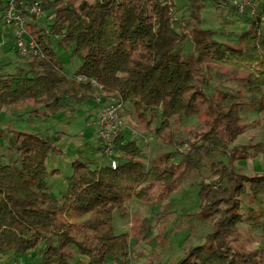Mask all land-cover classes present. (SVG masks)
Returning a JSON list of instances; mask_svg holds the SVG:
<instances>
[{"label":"trees","instance_id":"trees-1","mask_svg":"<svg viewBox=\"0 0 264 264\" xmlns=\"http://www.w3.org/2000/svg\"><path fill=\"white\" fill-rule=\"evenodd\" d=\"M212 1L230 3L238 11L231 0ZM41 4L50 20L32 33L44 54L22 55L14 47L29 58V68L18 64L16 71L0 74L1 103L31 106L30 111L48 119L66 108L76 111L75 104L98 94L120 96L133 103L139 118L157 136L187 148L180 150L177 161L171 159L178 153L173 151L146 164L141 144L123 130L115 141L120 150L117 166L78 149L72 172L66 176L67 190L59 196L49 188L47 159L65 153L56 142L60 135L9 128L7 145L15 147L18 159H0V255L7 256L3 264L24 255L38 257L37 264L128 261L130 232L117 231L114 210L133 196L146 197L147 187L155 182L164 184V196L190 172L202 169L209 158L217 177L200 182L199 211L205 218L215 217L213 229L203 243L173 264H264L257 248L237 247L231 238L242 221L260 225L264 232V171L248 174L213 156L217 149L225 153L229 142L245 130L243 108L264 110V34L260 29L264 3L257 13H249V7L243 13L250 14L249 27L236 44L196 28L195 50L186 52L180 44L188 33L175 26L172 0H42ZM5 7L6 0H0V12ZM53 33L70 59L81 57L74 74L94 77L102 86L69 73ZM218 62L249 67L243 80L251 100H239L228 92L216 98L203 87L204 65ZM203 114L209 127L198 132L195 140L175 135L174 123ZM5 135L1 127L0 136ZM262 151L264 141L236 143L230 161ZM58 171H64L61 165L53 168V174ZM144 223L140 233L148 227ZM71 248L86 261L74 259Z\"/></svg>","mask_w":264,"mask_h":264},{"label":"rangeland","instance_id":"rangeland-1","mask_svg":"<svg viewBox=\"0 0 264 264\" xmlns=\"http://www.w3.org/2000/svg\"><path fill=\"white\" fill-rule=\"evenodd\" d=\"M202 1L204 3L194 0H172V11L176 18L175 26L179 31L188 33V37L180 44L182 50L185 52L195 50L192 39L196 28L213 32V36L217 39L236 44L240 33L249 27L248 16L250 14H240L230 3L222 4L220 2L217 4L212 0ZM253 2L256 6L254 13L262 10L264 0H253ZM196 3L202 6L198 8ZM1 14L3 15L2 12H0ZM49 20L50 18L46 17L44 13L35 15L28 20V28L32 31L34 28L44 27ZM260 29L264 34V15H262ZM9 31L12 32L11 24L4 17H0V74L16 71L18 64H21L25 69L29 68V58L21 56L14 46L6 41L10 35ZM53 43L56 47L58 46V52L66 62V69L72 74L81 62V57L76 56L70 59L69 52L58 45L57 36L54 35ZM248 68V66L221 62L211 63L208 67L204 65L203 87L216 98H221L223 92H228L235 94L239 100H251L252 94L243 80ZM98 95L75 104L76 111L66 108L60 111V115L48 119L39 117L30 111L31 106L22 107L0 102V128L2 127L6 133L5 136H0V159L4 161L18 159L15 147L7 145L11 141L9 128L34 131L42 135L48 133L60 135L56 142L64 148L65 153L58 156L54 154L47 159L51 172L48 177L49 188L55 195L60 196L67 190L66 176L72 172V159L78 153V149L94 160L108 161V157L99 151L100 147L96 146L95 148L94 146L95 152H91L93 146L90 147L93 144L94 131L88 118L98 108L96 99ZM89 111H91L90 116L87 114ZM241 112L242 121L246 124L245 130L235 140L229 142L225 153H221L217 149L213 156L215 159H224L234 165L238 171L248 174L264 171V151L234 160V162L230 161V151L236 143L264 141V110L258 111L254 107L248 106ZM123 119L125 134L128 137L136 138L141 144L142 158L146 164H150L153 159L157 160L160 154L173 151L179 153L173 154L171 157L177 161L181 156L180 150L187 148L186 145H181L178 141L170 142L157 136L155 131L148 128L139 118L132 102H125ZM208 122L204 114L187 117L181 123H174L175 135L195 140L198 132L209 127ZM131 130H134L135 133L130 134ZM65 160L68 162L67 164ZM60 165L64 171H58L54 175L53 168ZM216 177L217 174H214L209 158L202 169L190 172L171 192H165L164 196H162V192L165 191L164 184L155 182L147 187L148 195L146 197L133 196L123 207L116 208L114 210V225L118 232H130V252L127 256L128 261L111 258L110 262L113 264H173L187 254L193 246L203 243L207 233L213 229L215 217L205 218L204 214L199 211L200 182L210 181ZM246 200L248 201L249 198ZM162 213L164 216H158ZM145 221L144 224H147L148 227L144 226V231L147 234L145 233L146 236L142 237L141 233L144 231L140 233L139 230ZM231 238L235 246L248 250L257 248L258 254L264 256V232L260 225L242 221L239 223L237 233H233ZM71 249L74 259L80 258L82 263L86 261L75 248ZM6 259L7 256L0 255V264L5 263ZM24 259L28 260L26 256ZM30 259L31 264H37L39 261L38 257Z\"/></svg>","mask_w":264,"mask_h":264},{"label":"built area","instance_id":"built-area-1","mask_svg":"<svg viewBox=\"0 0 264 264\" xmlns=\"http://www.w3.org/2000/svg\"><path fill=\"white\" fill-rule=\"evenodd\" d=\"M237 6L240 13H244L248 7L250 12L254 13L256 6L253 0H231ZM42 0H6V7L3 11L4 19L11 24V40L13 46L16 47L22 55L41 54L43 49L39 39L28 28V20L35 15L43 14ZM11 29V28H9ZM45 32H50L49 28ZM57 36V33H53ZM75 77L90 80L93 84L102 86L94 77H89L86 74H74ZM105 94H100L96 97L98 108L91 118L92 124L95 126L97 136L104 154L112 167H116L119 162L120 150L116 146V139L125 128L123 119V111L125 108V100L118 96H109L106 99ZM134 134L135 131H129ZM24 256L13 258L9 264H31L30 259L25 260Z\"/></svg>","mask_w":264,"mask_h":264},{"label":"crops","instance_id":"crops-1","mask_svg":"<svg viewBox=\"0 0 264 264\" xmlns=\"http://www.w3.org/2000/svg\"><path fill=\"white\" fill-rule=\"evenodd\" d=\"M249 13H251V14H253L252 12H250L249 11ZM240 14H242L243 15V13H240ZM9 33L11 34V32L9 31ZM7 42H8V44H10V45H13V42H12V40L10 39V35L8 36V39L6 40ZM79 65V64H78ZM66 67H67V65H66ZM74 72H75V70H73V73L72 74H74ZM91 113V111H89V112H87V114L89 115ZM90 116V115H89ZM91 118H92V115H91V117H89L88 118V122L91 124V125H93L92 124V122H91ZM93 135H92V140H93V144L92 145H90V147H94L95 146V148H96V146H98V147H100V141H99V138H98V136H97V133H96V130H95V126L93 125ZM92 147V148H93ZM91 148V149H92ZM99 151H101L102 152V150H101V148H99ZM91 152H95V149L94 150H91ZM103 153V152H102ZM65 162H66V164L68 163L66 160H65ZM63 163V162H62Z\"/></svg>","mask_w":264,"mask_h":264}]
</instances>
